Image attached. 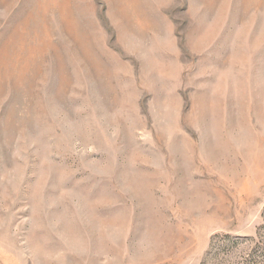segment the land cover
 <instances>
[{"label": "rangeland", "instance_id": "1", "mask_svg": "<svg viewBox=\"0 0 264 264\" xmlns=\"http://www.w3.org/2000/svg\"><path fill=\"white\" fill-rule=\"evenodd\" d=\"M0 264H264V0H0Z\"/></svg>", "mask_w": 264, "mask_h": 264}]
</instances>
